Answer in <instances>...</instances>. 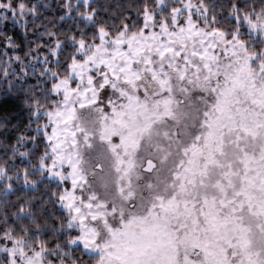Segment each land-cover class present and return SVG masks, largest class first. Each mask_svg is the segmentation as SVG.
<instances>
[{"label":"snow or ice","instance_id":"1","mask_svg":"<svg viewBox=\"0 0 264 264\" xmlns=\"http://www.w3.org/2000/svg\"><path fill=\"white\" fill-rule=\"evenodd\" d=\"M0 264H264V0H0Z\"/></svg>","mask_w":264,"mask_h":264}]
</instances>
